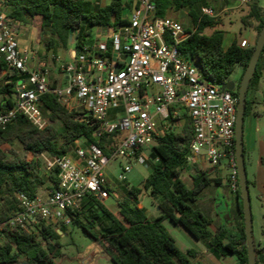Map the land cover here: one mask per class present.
Returning a JSON list of instances; mask_svg holds the SVG:
<instances>
[{"label": "trees", "instance_id": "1", "mask_svg": "<svg viewBox=\"0 0 264 264\" xmlns=\"http://www.w3.org/2000/svg\"><path fill=\"white\" fill-rule=\"evenodd\" d=\"M0 1L11 22L19 24L20 31L31 27L40 17V43L46 51V60L50 56L68 54L72 45L71 36L78 52L90 48L96 29L127 23L123 11L129 6L125 0H107L104 6L99 7L93 6L89 0ZM155 5L159 17H166L171 11H186L191 20V27L186 28L191 30V35L180 44L179 49L186 60L201 69L205 80L223 84L240 66V84L255 45L243 48L238 40H234L225 49L226 33L217 29L221 19L202 15V9L209 7L210 0H155ZM242 22L246 26H254L259 36L264 26V9L258 3L250 4ZM207 29H213V32L206 34ZM108 46L111 51L112 44ZM263 57L264 49L248 92L257 88L263 78ZM0 67L6 68L4 62H0ZM16 82L17 78L11 76L0 85V112L13 106ZM232 94L239 97L238 90ZM42 101V110L49 122L44 130H39L25 116H19L5 127L0 126V222L18 211L17 194L34 197L46 181L50 184L49 189L58 184L57 169L50 174H42L40 163L24 159L9 160L2 148L4 144L19 142L26 152L35 156L42 153L63 156L72 153L75 142L86 137L107 156H111L115 150L116 132L96 138L94 131L97 123L91 116L80 120L84 113L67 109L52 94L44 95ZM253 103L252 99L247 98L245 121L253 114ZM191 138V124L187 120L180 131L172 129L150 148V156L155 164L150 167L142 188L126 182L130 185L129 196L119 202L118 212L111 211L104 202L89 195L80 211L69 213L71 224L80 227L97 242L113 264H207V261L204 262L205 256L198 250L182 251L177 247L164 225L165 220L182 226L196 240L204 242L215 257L234 255L239 264H248L240 188L236 195L242 222L234 226L221 224L213 231L210 229L211 219L196 207V202L200 194L216 180L210 177L208 169L203 171L197 165H194L192 187L181 177V171L188 165ZM243 151L245 155L244 134ZM143 190L158 201L160 214L154 219L149 218L145 210L137 205ZM66 230L67 225L61 224L58 228L40 225L32 233H0V264H58L56 259L62 255L59 231L65 233ZM260 251H264V248ZM259 262L257 260V264Z\"/></svg>", "mask_w": 264, "mask_h": 264}, {"label": "built area", "instance_id": "2", "mask_svg": "<svg viewBox=\"0 0 264 264\" xmlns=\"http://www.w3.org/2000/svg\"><path fill=\"white\" fill-rule=\"evenodd\" d=\"M133 1L136 6L124 17L127 23L117 25L119 29L98 28L92 46L82 52L74 48L70 60L51 56L56 70L67 80L61 86L52 85L45 65L30 66V48L21 43L19 24L11 22L0 1V62L18 78L14 104L0 112V126L25 116L44 130L49 122L42 98L52 94L69 110L84 115L91 112L97 123L96 138L117 133L111 156L86 137L77 140L67 155L40 154L45 173L57 169V186L45 198L17 194L19 209L0 222V233H32L40 225L58 228L71 224L69 213L80 211L87 196L102 202L110 197L105 171L111 160L127 161L118 176L125 182L133 161L149 168L145 150L187 120L192 129L188 165L207 169L227 165L231 191L238 192L235 126L239 98L223 90L222 84L205 80L201 69L182 56L179 46L191 30L173 18L159 17L155 0ZM238 1L249 5L257 0ZM202 15L217 16L212 7H204ZM241 47H247L246 40ZM97 55L101 58L96 59ZM118 65L121 69L115 72ZM121 132L127 133L125 138L119 136Z\"/></svg>", "mask_w": 264, "mask_h": 264}, {"label": "rangeland", "instance_id": "3", "mask_svg": "<svg viewBox=\"0 0 264 264\" xmlns=\"http://www.w3.org/2000/svg\"><path fill=\"white\" fill-rule=\"evenodd\" d=\"M89 1L93 4V6L96 7L101 6V4H103L104 6L107 2V0ZM258 1L259 0H257L255 3H258ZM226 3L227 2H225V0H210L209 5V7H212L215 10V13L217 14L216 17L221 19V25H219L217 29H221L227 33L226 45L231 44L234 40H238L241 44L244 39L247 41V47L256 45L258 33L256 32L254 26H246L242 22V18L245 16V10L243 9L245 6L249 9L250 4L242 5L235 1H232L231 6L229 7L230 9H228V5ZM259 4L261 6H264L263 0H260ZM262 8L264 9V7ZM167 16L179 21L185 27H191L190 17L187 15L185 10H181L178 12L171 11ZM33 25L37 27L39 25V21H35L32 26ZM96 31L98 32V30H95V34ZM212 32L213 29H207L206 34H211ZM40 44H32V47L35 46L34 50L36 51L37 60L41 59V57L43 56V45ZM71 48H73V45H71ZM60 57L63 60H67L68 54H61ZM46 67L50 71L52 82L62 80L63 75L56 70V65L51 56L48 58ZM262 72L263 78L260 84L251 92H247V98L252 99L254 103L253 114L251 115L253 118V124L249 143L250 149L248 147L247 150H245V165L248 181L250 182L249 194L251 199V209L253 217V238L257 247L262 245V241L264 240V57L262 60ZM241 74L242 68L240 66H237L230 80H233L238 84ZM183 126L184 125L179 127L178 130L180 131ZM126 135V132L119 133V136L122 138H125ZM2 148L7 153V158L9 160L24 159L26 161H34L40 163L42 167L41 173L43 174L44 169L42 160L38 156H35L33 153L26 152L21 143L14 142L11 144H4ZM150 151L151 149L145 150V154L148 157L147 163L148 165H150L149 168L143 164H140L139 162L133 161L132 171L126 175V182L130 185H135L141 188L143 187V183L151 170L150 167L155 164V161L150 156ZM126 162L127 161L120 158L111 160L105 171L107 178L112 179L115 177L118 180V176L122 172V166ZM224 165L222 167L223 175L225 178L224 185H211L210 187L205 189L200 194L196 202V207L214 221L216 219H221L227 224H231L237 213L236 208L233 207V205L230 207L231 218H228L227 216H222L220 218L217 214L219 211L216 209L217 204H215L214 199L217 194H221V201L231 202V200L235 198V194L232 193L229 184V171ZM197 168L203 171H207V168H200L199 166H197ZM215 170L216 169H208L210 173L215 172ZM193 175H195L194 165H186L181 171V177L189 187L193 186ZM130 185L122 182H116L111 185V187H109L111 191L110 197L104 202V204L111 211L118 212L119 209L117 203L119 204L120 201H123L129 196ZM49 187L50 184L48 181H46V183L40 188L38 195H41L43 196V198H45V193H47ZM157 204L158 201L150 197L149 193L145 190H143L142 194L139 196L137 203L138 206L141 205L143 208H145L147 215L151 219L156 218L160 214ZM164 225L170 232L171 236L174 238L176 245L180 250L187 251L188 249L196 248V246L199 248H202L204 246V242H198V240L196 241V239L191 236V234H189V232H187V230H185L182 226L174 224L170 220H165ZM98 230H100V227ZM183 233H185L189 238H185V236H183ZM60 234L61 238L59 242L62 245L60 248L62 255H60L56 259L57 262H60L62 264H79L75 259L79 254L83 255L88 253H96L99 257L97 259V264H113L108 258H106L107 254L104 252L102 247L99 244L95 243V241L92 240L89 236H87L80 227L69 224L67 225L66 232ZM203 255L205 256L204 262L207 261V264L213 263L205 254Z\"/></svg>", "mask_w": 264, "mask_h": 264}, {"label": "crops", "instance_id": "4", "mask_svg": "<svg viewBox=\"0 0 264 264\" xmlns=\"http://www.w3.org/2000/svg\"><path fill=\"white\" fill-rule=\"evenodd\" d=\"M125 1L127 3H129V6H127L125 8V10L123 11V14H124V16H128L129 13L131 12V10H133V8L136 6V3L134 1L131 3L132 0H125ZM232 1H235V2L239 3L238 0H225V2H227L226 4L228 5L227 6L228 9H230L229 7L231 6ZM263 2H264V0H263ZM259 3H260V0L258 1V5H260ZM102 5L103 4H101V6ZM261 7H264V6H261ZM243 10H245V15L249 11V9L246 6L244 7ZM35 21H39L40 22V17H37ZM226 35H227V33L225 34V39H224V48L225 49H227L231 45V44L226 45ZM20 40H21V43L22 44H27L29 46V48H30V56L32 57L31 60H30V66L31 67H35L38 63H40L41 65H45V66L47 65L48 59L47 60L45 59L46 51L44 50V48H42V52L43 53L41 52L43 54V56L41 57V59H38L37 60V58H36V51L34 50L35 46L32 47V44L33 43H34V45L35 44H40V25H38L37 27L33 25L31 27H27L24 30H21L20 31ZM71 44L73 45V42H71ZM73 49H74V46H73V48L70 49V51L68 53V59L67 60H70L71 59V56L70 55H71V52H72ZM11 76L17 78L14 72L8 71L7 68H3L2 69L0 67V85L3 84L4 82H6L8 80V78L11 77ZM50 78H51V76H50ZM51 83H52V85H55V86H61V85H65L67 83V80H66V78L63 77L62 80L56 81V82H52L51 81ZM252 124H253V118H252V116H249L246 119V121H245V129H244V141H245L244 144H245V150H247V148L249 147L250 136H251V131H252ZM249 149H250V147H249ZM224 166L227 168V165H224ZM210 177L212 179L216 180V182L213 183L212 186L213 185H215V186L224 185V181H225L224 179L225 178H224V175H223V169H222V167L217 168L215 170V172L211 173ZM107 179H108V182H109V187H111V185H113L116 182H120L115 177L112 178V179H109V178H107ZM122 183H126V181L125 182H122ZM46 194L47 193H45V195ZM220 198H221V194H217V196H215V198H214L215 199V204H217L216 205L217 206L216 209L218 211L219 210L223 211L224 210V203H229L230 204V206H229V212H230V207L233 205V207L236 208V212L237 213L235 215L234 220H232V223L231 224H227L225 221H222L221 219H216L215 221L213 219H211V221H212L211 230H213V231H215V229L217 228V226H219L221 224H227V225H230V226H234L237 223L240 224L242 222V219L240 217V213H239V210H238V200L239 199H238L237 195L235 194V198L232 199L231 202L230 201H221ZM222 203H223V206H220V204H222ZM117 206H118V209H119V204L118 203H117ZM138 207L139 208H143L141 205H139ZM143 209L145 210V208H143ZM145 212H146V210H145ZM217 214H218V216L220 218L222 217V215L219 212ZM146 215H147V213H146ZM230 218H231V216H230ZM263 235H264V232H263ZM183 236H185V238H187V239L189 238L185 233H183ZM95 243H97V242H95ZM256 248H257V260L260 261L259 264H264V262L262 260V259H264V251L258 252L259 249L261 250L262 248H264V240L262 241V245H260L259 247H257V245H256ZM194 249L198 250L202 254H205L208 257V259L211 262H213L214 264H239L238 259L234 255H230V256H227V257H221V258L215 257L208 250V248H207V246L205 244H204V246L202 248H199V247L196 246V248H194ZM98 258H99L98 257V254H96V253H91V254L88 253V254H83V255H80L79 254L75 259H76V261L79 264H97V259ZM106 258H108L110 260V258H109L108 255H107ZM57 263L58 264H62L60 262H57Z\"/></svg>", "mask_w": 264, "mask_h": 264}, {"label": "water", "instance_id": "5", "mask_svg": "<svg viewBox=\"0 0 264 264\" xmlns=\"http://www.w3.org/2000/svg\"><path fill=\"white\" fill-rule=\"evenodd\" d=\"M116 28L119 29V26H117ZM71 42H72V36L70 37V43ZM263 49H264V26L257 38L252 57L246 68L243 78L239 84V97H238L239 101L237 105V120L235 126L236 162H237L239 187H240L242 206H243L244 229L246 234V244L248 251V264H257V248L253 238V226H252L253 217H252V209H251V199L249 194L247 170L245 165V155L243 151V134H244L247 92L250 82L257 70V66L260 61V57ZM75 52L76 51H73V55H75ZM100 58H101L100 55L96 56V59H100ZM120 69H121V65H118L115 69V72H118ZM222 89L233 92L236 89V82L233 80H228L227 82L222 84ZM91 115H92L91 112H87L85 113V115L80 117V120H85L87 117ZM220 206H223V203L220 204ZM229 206H230L229 203H224V210L223 211L219 210V213L222 216H227L228 218H230ZM59 233L61 232L59 231Z\"/></svg>", "mask_w": 264, "mask_h": 264}, {"label": "flooded vegetation", "instance_id": "6", "mask_svg": "<svg viewBox=\"0 0 264 264\" xmlns=\"http://www.w3.org/2000/svg\"><path fill=\"white\" fill-rule=\"evenodd\" d=\"M239 91V84L236 83V89L233 92Z\"/></svg>", "mask_w": 264, "mask_h": 264}]
</instances>
